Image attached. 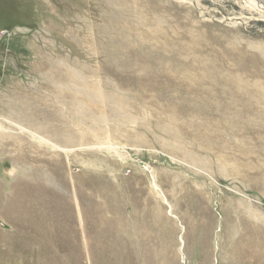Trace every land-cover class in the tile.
Instances as JSON below:
<instances>
[{"label": "rangeland", "instance_id": "rangeland-1", "mask_svg": "<svg viewBox=\"0 0 264 264\" xmlns=\"http://www.w3.org/2000/svg\"><path fill=\"white\" fill-rule=\"evenodd\" d=\"M0 264H264V13L0 0Z\"/></svg>", "mask_w": 264, "mask_h": 264}, {"label": "bare ground", "instance_id": "bare-ground-1", "mask_svg": "<svg viewBox=\"0 0 264 264\" xmlns=\"http://www.w3.org/2000/svg\"><path fill=\"white\" fill-rule=\"evenodd\" d=\"M258 13H264V0H245ZM103 99V98H102ZM105 99V98H104Z\"/></svg>", "mask_w": 264, "mask_h": 264}]
</instances>
